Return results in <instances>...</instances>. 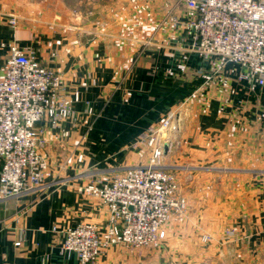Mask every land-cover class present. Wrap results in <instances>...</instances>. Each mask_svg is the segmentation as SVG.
<instances>
[{
    "label": "crops",
    "instance_id": "crops-1",
    "mask_svg": "<svg viewBox=\"0 0 264 264\" xmlns=\"http://www.w3.org/2000/svg\"><path fill=\"white\" fill-rule=\"evenodd\" d=\"M55 3L50 10L44 0H0V58L12 45L34 49L59 74L73 108L59 128L41 124L49 165L43 185L0 201V264H80L62 252L53 228H103L108 211L81 189L146 163L148 150L134 143L172 112L179 139L165 165L188 210L167 225L166 248L119 245L97 264H264V87L240 81L239 66L205 61L192 49V13L182 4ZM232 226L244 238L223 245ZM204 234L214 241L203 244Z\"/></svg>",
    "mask_w": 264,
    "mask_h": 264
},
{
    "label": "built area",
    "instance_id": "built-area-1",
    "mask_svg": "<svg viewBox=\"0 0 264 264\" xmlns=\"http://www.w3.org/2000/svg\"><path fill=\"white\" fill-rule=\"evenodd\" d=\"M168 1L192 13V49L205 61L235 64L242 69L240 81L264 87V0ZM177 22L170 16L171 24ZM9 23L16 27L17 19ZM59 83V74L43 65L32 48L12 45L6 60L0 58V201L43 185L49 165L41 152L45 145L41 124L59 128L73 115ZM176 116L167 114L157 127L137 138L133 147L148 150L146 163L123 175L96 178L81 189L106 208L108 220L103 228L89 223L54 227L63 237V253L76 254L80 264H97L105 252L119 245L131 251L166 248L167 225L189 207L177 174L165 165L166 153L177 141ZM260 176L264 178V173ZM241 236L238 227H229L221 243ZM213 241L210 234L201 237L203 244Z\"/></svg>",
    "mask_w": 264,
    "mask_h": 264
},
{
    "label": "rangeland",
    "instance_id": "rangeland-1",
    "mask_svg": "<svg viewBox=\"0 0 264 264\" xmlns=\"http://www.w3.org/2000/svg\"><path fill=\"white\" fill-rule=\"evenodd\" d=\"M30 1H32V2H34V1H36V0H30ZM45 1V3H46V5H47V7L51 10V7H55V5H56V3L55 2H57V1H60L61 3H63L64 4V6H65V8L67 9V7L69 6L68 4H71V1L73 2V0H57V1H55V0H44ZM34 5V4H33ZM78 7V5L76 6V8ZM165 163H167L166 161H165Z\"/></svg>",
    "mask_w": 264,
    "mask_h": 264
},
{
    "label": "water",
    "instance_id": "water-1",
    "mask_svg": "<svg viewBox=\"0 0 264 264\" xmlns=\"http://www.w3.org/2000/svg\"><path fill=\"white\" fill-rule=\"evenodd\" d=\"M176 122H178V116H176ZM175 133H176V138H177V140L179 139V129H178V125L176 124V131H175Z\"/></svg>",
    "mask_w": 264,
    "mask_h": 264
}]
</instances>
